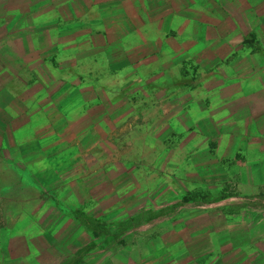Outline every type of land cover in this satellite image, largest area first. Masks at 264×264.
<instances>
[{"label":"crops","instance_id":"1","mask_svg":"<svg viewBox=\"0 0 264 264\" xmlns=\"http://www.w3.org/2000/svg\"><path fill=\"white\" fill-rule=\"evenodd\" d=\"M88 60L92 71L115 65L134 90L171 84L186 106L201 97L195 118L237 128L219 137L241 144L245 160L233 165L248 173L234 186L264 197V0H0V264H64L69 255L66 244L60 253L68 216L48 203L68 200L59 186L74 170V145L44 147L40 123L44 105L58 111L54 121H89L78 92L89 85L71 79Z\"/></svg>","mask_w":264,"mask_h":264},{"label":"rangeland","instance_id":"2","mask_svg":"<svg viewBox=\"0 0 264 264\" xmlns=\"http://www.w3.org/2000/svg\"><path fill=\"white\" fill-rule=\"evenodd\" d=\"M248 49L255 54L261 44ZM79 65L86 72L71 79L89 85L78 90L89 121H54L58 111L44 105L40 123L44 147L73 144L75 150L74 184L69 171L59 186L68 200L48 203L68 216L69 235L60 242V253L69 248L64 264H264V197L234 186V178L242 182L240 174L248 173L233 165L245 160L235 152L241 144L229 147L226 136L219 138L236 132L235 124L195 118L206 107L201 97L180 105L171 84L142 83L138 91L120 80L115 65L95 71L91 60ZM164 90L169 97L160 96ZM60 107L69 108L66 98Z\"/></svg>","mask_w":264,"mask_h":264},{"label":"trees","instance_id":"3","mask_svg":"<svg viewBox=\"0 0 264 264\" xmlns=\"http://www.w3.org/2000/svg\"><path fill=\"white\" fill-rule=\"evenodd\" d=\"M114 235H117V234H114Z\"/></svg>","mask_w":264,"mask_h":264}]
</instances>
